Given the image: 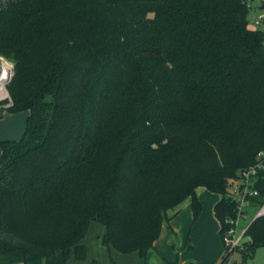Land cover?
Listing matches in <instances>:
<instances>
[{"label": "trees", "instance_id": "1", "mask_svg": "<svg viewBox=\"0 0 264 264\" xmlns=\"http://www.w3.org/2000/svg\"><path fill=\"white\" fill-rule=\"evenodd\" d=\"M249 7L0 0L5 109L29 110L22 136L0 140V264L82 260L91 222L109 250L145 259L185 198L198 218V186L220 194L221 239L237 216L228 187L258 162L245 209L261 206L264 30ZM244 237L230 264L264 246V214Z\"/></svg>", "mask_w": 264, "mask_h": 264}, {"label": "rangeland", "instance_id": "2", "mask_svg": "<svg viewBox=\"0 0 264 264\" xmlns=\"http://www.w3.org/2000/svg\"><path fill=\"white\" fill-rule=\"evenodd\" d=\"M261 25L263 26V24ZM0 58H2L3 60V62H0V82H1L4 81L5 79H8V77L12 76L13 62L1 54H0ZM5 62L11 65V73L2 69L3 65H5ZM5 88H6V83H5ZM9 100L10 98L8 93L6 97L0 99L1 101L0 109H5L6 106L10 103ZM196 195L202 203V209L198 216V218L199 217L202 218L203 221L202 226L198 228H196L195 226V229L193 230L192 233H190V236L188 238L187 235L191 226V222L194 223L198 218L196 220H193L190 200L188 199L187 201L188 205L185 208L184 207L185 205H182V202L185 200L184 199L178 207L180 210L179 217L176 220H174L172 224V227L179 226L180 231H182L181 234H184L185 232L184 237L182 238V235L180 234V236L173 237L172 241L167 242L168 235L166 236L165 234L162 233L160 236L161 239L160 254L165 258H167L171 264H179L181 261V254H183L182 259H184V262L182 264H212L216 259L214 258V253H216V250L221 248L222 254L224 252V247L222 242H221L222 244L221 246L217 234L214 233V231H212L209 226L210 223L209 221L213 219L211 212L212 204H213L212 201L216 199L215 198L216 196L215 194H213L203 186H199L198 188H196ZM255 210L256 209L252 207L245 209V217H242L239 221L238 233L241 231L242 228L246 227L251 222L255 214ZM168 222H164L163 224H166ZM178 222L180 225H178ZM99 226L102 225L98 222H92V225L89 227L88 242L90 244V252H89V256H87L85 259H88L91 253L92 258H96L100 264H103V261L106 260L107 256L109 255V252L113 250L110 248V251H108L109 249L103 244L102 235L98 236V234L96 233L99 231L97 230V227ZM94 239L96 243H94ZM247 239H248L247 237H243L241 239V243L247 241ZM180 241L182 242L181 245L178 244L180 243ZM240 248H242V244L240 245L239 249ZM239 249H237L236 251H232L226 257V259L222 264H230L232 261L240 262L241 254L239 253ZM89 261H91V259H89ZM244 264H264V246L255 247L253 252L250 254V256H247Z\"/></svg>", "mask_w": 264, "mask_h": 264}, {"label": "crops", "instance_id": "3", "mask_svg": "<svg viewBox=\"0 0 264 264\" xmlns=\"http://www.w3.org/2000/svg\"><path fill=\"white\" fill-rule=\"evenodd\" d=\"M248 2L250 5L249 12H248V24H249V26L255 27V28H261L262 30H264V18L259 23H255V19L257 18V14L259 12H264V0H248ZM261 24H263V26ZM28 114H29L28 109H24V110H21L18 112H8V111H6V109H4L3 112L0 113V140L20 138L22 136L24 130H25L26 118H27ZM0 153H1V148H0ZM210 192H212V191H210ZM212 193L215 194L216 199H214V201H212L213 204H212V211L211 212H212L213 219L211 221H209L210 222L209 226H210V229L212 231H214V233L217 234V236L220 240L219 242L221 244V239H220V236L218 234L219 223H218V221L215 218L214 213H213V205L220 198V194H218L216 192H212ZM188 199L190 200V198L187 197L182 202V205H185L184 206L185 208L188 205L187 204ZM179 205L176 207L175 212L172 213V216H171L169 222L162 225L160 235L157 238V240L155 241L156 249L154 251H149V253L145 259L140 258L136 253L121 254V253H118L117 251H115L114 249L111 248L113 251L109 252V255L107 256L106 260L103 261V264H116V263L117 264H171L167 258H165L164 256H162L160 254V251H161L160 236L162 233L165 234L166 236L168 235L167 242L172 241L173 237H175V236L176 237L180 236L182 231H180L179 226L178 227L177 226L172 227L174 220H176L179 217V211H180L178 208ZM202 222L203 221H202L201 217H199L194 223L191 222V226H190V229H189L188 235H187L188 238L190 236V233H192L193 230L195 229V226H196V228L202 226ZM91 225H92V222L90 223L89 227ZM178 225H180L179 222H178ZM97 230H99V231L96 233L98 234V236H100L104 232V227L99 226V227H97ZM88 231H89V228H88ZM88 231H87L85 238H84V243L86 246L85 258L87 256H89V252H90V244L88 242ZM181 235L183 238L185 235V232H184V234H181ZM94 243H96L95 239H94ZM178 244L181 245L182 242L180 241V243H178ZM221 246H222V244H221ZM218 250H216V253H214V258H216V259L214 260V262L212 264H214V263L217 264L220 262L222 252H221V248H219ZM108 251H110V250H108ZM182 255L183 254H181V261L179 264H182L184 262V259H182ZM85 258L82 260H77L73 256H70L67 264H100L96 258L91 257V253H90V257L88 259H85ZM89 259H91V261H89ZM15 264H22V263H15Z\"/></svg>", "mask_w": 264, "mask_h": 264}, {"label": "built area", "instance_id": "4", "mask_svg": "<svg viewBox=\"0 0 264 264\" xmlns=\"http://www.w3.org/2000/svg\"><path fill=\"white\" fill-rule=\"evenodd\" d=\"M264 18V12H259L257 14V18L255 19V23H259ZM0 62H3L2 58H0ZM5 79L0 83V99L7 96L8 91L5 88V83L9 81ZM260 165L258 162L255 165L249 166L247 168L241 169L239 172V177L228 187L227 195L232 197L237 202V216L235 219H226L225 222L230 225L228 229H226L221 235V242L224 247V251L230 254L236 247L240 246L241 239L244 237V232L246 227L242 228L238 233V225L239 221L242 217H245V206L247 205L246 194H256V190H250V175L255 172L256 166ZM264 214V202L255 210V214L253 219L259 216H263ZM252 219V220H253Z\"/></svg>", "mask_w": 264, "mask_h": 264}, {"label": "water", "instance_id": "5", "mask_svg": "<svg viewBox=\"0 0 264 264\" xmlns=\"http://www.w3.org/2000/svg\"><path fill=\"white\" fill-rule=\"evenodd\" d=\"M3 110H4V109H0V113H2V112H3Z\"/></svg>", "mask_w": 264, "mask_h": 264}]
</instances>
